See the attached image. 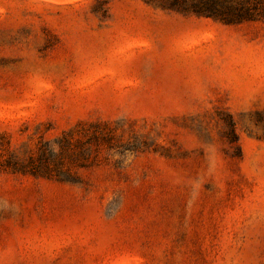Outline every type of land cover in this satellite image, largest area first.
<instances>
[{
	"label": "rangeland",
	"instance_id": "rangeland-1",
	"mask_svg": "<svg viewBox=\"0 0 264 264\" xmlns=\"http://www.w3.org/2000/svg\"><path fill=\"white\" fill-rule=\"evenodd\" d=\"M190 1L0 0V264H264V0Z\"/></svg>",
	"mask_w": 264,
	"mask_h": 264
},
{
	"label": "trees",
	"instance_id": "trees-1",
	"mask_svg": "<svg viewBox=\"0 0 264 264\" xmlns=\"http://www.w3.org/2000/svg\"><path fill=\"white\" fill-rule=\"evenodd\" d=\"M246 1L247 3L243 1L234 3L233 0H191L182 6L200 16L220 20L225 23H237L254 17L258 0ZM15 170L17 172L30 173L35 176L41 174L23 166Z\"/></svg>",
	"mask_w": 264,
	"mask_h": 264
}]
</instances>
